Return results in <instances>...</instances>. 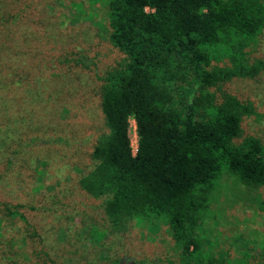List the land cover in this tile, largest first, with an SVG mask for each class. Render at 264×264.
<instances>
[{
    "label": "trees",
    "instance_id": "trees-1",
    "mask_svg": "<svg viewBox=\"0 0 264 264\" xmlns=\"http://www.w3.org/2000/svg\"><path fill=\"white\" fill-rule=\"evenodd\" d=\"M90 1L92 9L95 3L103 6L106 39L122 55L98 77L106 132L92 146V167L77 179L80 190L102 198L107 226L93 225V236L124 231L132 220L162 224L174 253L164 264H264L263 244L248 246L238 234L229 253L206 231L212 227L208 220L219 218L211 204L223 174L247 187L264 185V146L242 126L251 106L217 88L264 68L261 60L248 69L241 62L244 48L264 27V0ZM19 2L0 0V81L5 83L11 74L5 44L16 23L30 18L21 14ZM21 3L26 9L34 5ZM69 5L82 7L75 0ZM129 119L137 136L134 153ZM256 203L264 210V201ZM18 208L0 202V239L3 217L26 221ZM40 253L45 260L33 264L52 262L46 251ZM16 261L11 264H25Z\"/></svg>",
    "mask_w": 264,
    "mask_h": 264
},
{
    "label": "rangeland",
    "instance_id": "rangeland-1",
    "mask_svg": "<svg viewBox=\"0 0 264 264\" xmlns=\"http://www.w3.org/2000/svg\"><path fill=\"white\" fill-rule=\"evenodd\" d=\"M75 1L82 7L70 6V0H32L26 9L19 2L21 14L30 18L16 23L5 44L11 74L7 83L0 81V202L19 204L26 221L3 217L0 248L6 253L0 252V264L41 263L40 251L48 253L50 264H105L115 258L119 262L113 264H133L131 258L164 264L174 253L162 224L132 220L124 231L92 234L93 225L106 230L102 198L80 190L77 179L92 167V146L106 132L98 77L122 55L106 39L103 6ZM255 60L264 62V27L244 48L243 68ZM217 88L251 106L244 134L264 146V68ZM128 122L133 151L137 136L133 120ZM218 182L211 208L219 218L208 220L209 238L218 236L229 253L238 234L248 246H264V210L256 206L264 201V185L247 187L226 174Z\"/></svg>",
    "mask_w": 264,
    "mask_h": 264
},
{
    "label": "built area",
    "instance_id": "built-area-1",
    "mask_svg": "<svg viewBox=\"0 0 264 264\" xmlns=\"http://www.w3.org/2000/svg\"><path fill=\"white\" fill-rule=\"evenodd\" d=\"M135 150H136V146H135V148L133 149L132 153H134V152H135Z\"/></svg>",
    "mask_w": 264,
    "mask_h": 264
}]
</instances>
